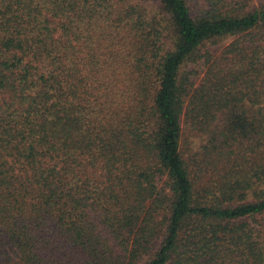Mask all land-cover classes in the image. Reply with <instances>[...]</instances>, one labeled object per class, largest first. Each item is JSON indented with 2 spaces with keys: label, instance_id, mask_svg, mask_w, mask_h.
Segmentation results:
<instances>
[{
  "label": "trees",
  "instance_id": "trees-1",
  "mask_svg": "<svg viewBox=\"0 0 264 264\" xmlns=\"http://www.w3.org/2000/svg\"><path fill=\"white\" fill-rule=\"evenodd\" d=\"M0 264H264V0H0Z\"/></svg>",
  "mask_w": 264,
  "mask_h": 264
},
{
  "label": "rangeland",
  "instance_id": "rangeland-1",
  "mask_svg": "<svg viewBox=\"0 0 264 264\" xmlns=\"http://www.w3.org/2000/svg\"><path fill=\"white\" fill-rule=\"evenodd\" d=\"M198 82V80H196V83Z\"/></svg>",
  "mask_w": 264,
  "mask_h": 264
}]
</instances>
